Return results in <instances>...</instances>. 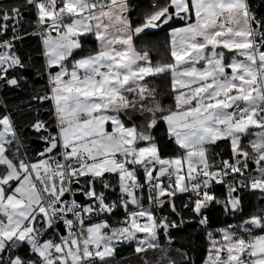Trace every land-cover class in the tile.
I'll return each instance as SVG.
<instances>
[{"label": "snow or ice", "instance_id": "6c2138e0", "mask_svg": "<svg viewBox=\"0 0 264 264\" xmlns=\"http://www.w3.org/2000/svg\"><path fill=\"white\" fill-rule=\"evenodd\" d=\"M22 9L34 17L47 76L32 99L50 105L54 124L30 122L43 149L22 154L13 113L0 109V264H113L130 242L138 264H189L172 248L180 225L158 215L181 214L178 194L205 227L210 203L235 215L242 190L264 202V18L249 0H153L138 20L129 0L0 4V84L11 88L28 67L15 47ZM164 28L166 53L154 61L159 49L144 38ZM87 36L96 47L86 52ZM155 77L170 79L167 107L148 83ZM161 122L174 155L162 156L151 134ZM220 141L231 155L210 161L208 147ZM207 239L203 264H264V214Z\"/></svg>", "mask_w": 264, "mask_h": 264}, {"label": "trees", "instance_id": "16d2710c", "mask_svg": "<svg viewBox=\"0 0 264 264\" xmlns=\"http://www.w3.org/2000/svg\"><path fill=\"white\" fill-rule=\"evenodd\" d=\"M153 0H129V5L131 9V18L133 20H138L145 11H150V5ZM162 2V0H161ZM22 3V0H0V4L11 5ZM249 4L252 10L257 14L258 18H264V0H249ZM21 16V28L19 35L22 37L21 40L16 41L15 47L18 54L21 56L23 61L28 65L29 68L33 70L34 75H40L43 72L44 60L42 56V48L40 44L39 37L31 34L34 29V17L32 14L22 9ZM180 21L171 25L176 27L180 25ZM167 32L168 29L164 28L158 30L151 37L144 38L145 41L149 42L150 45H156L159 51L153 49L152 56L153 60L156 61L161 58V54L166 53L165 45L167 43ZM9 36L11 32L9 31ZM94 42V38L87 36L83 39L85 51L94 49L91 47L90 43ZM142 44V42H138ZM19 75H23L25 80L21 81L20 88L6 87L2 91V97L4 106H7L9 110L12 111L16 123L21 132V140L23 141L25 148L29 155L34 156L36 151L42 150L43 146L35 147L30 139L32 137H37L30 128L26 130L25 128L30 122H34L36 119H42L48 122L49 125L54 124L52 119V114L49 109L50 105L45 103L39 105L32 96L38 91H44L45 85L47 83V76L40 75L41 78L37 81L33 80V76H27L21 70ZM148 83L151 87L157 90L158 98L167 107L172 103V98L170 96V79L169 78H148ZM0 109L2 107L0 106ZM47 111L45 116H42L44 111ZM123 119L130 125L131 120L126 116ZM151 134L155 138V142L159 146V150L162 156H171L175 154L176 146L168 138L167 127L164 123H159L157 127L151 130ZM245 144L247 140L244 141ZM231 155L230 146L227 142H217L215 145H210L208 147V157L210 161H219V159H227ZM141 173V179H142ZM99 190V186H98ZM217 197L223 198L225 195V189L216 185L213 189ZM240 195L243 197V212L236 213L233 215L231 212L225 213L222 204L210 203L209 206L202 210L203 216L208 218V226L205 227L199 223L201 217L195 216L190 211L184 209L183 205L188 201V194H178L175 199V204L177 211L181 213L177 215L171 212L170 207H165L162 211L163 216H168L170 220H174L178 225V228H173L170 230L171 237L174 241L172 246H175L187 253L189 264H203V261L207 255V249L209 247V241L207 239V232L220 227H225L226 225H237L252 214H264L259 213V207L263 206L264 202H260L259 193H251L246 190H242ZM110 198H115L114 195ZM118 218V217H117ZM183 221V222H182ZM164 239L161 243H165ZM131 247L127 244L120 246L115 254V260L113 264H121V260L133 254V249L135 247L134 242H130ZM27 252L25 248L22 252Z\"/></svg>", "mask_w": 264, "mask_h": 264}, {"label": "water", "instance_id": "95a60500", "mask_svg": "<svg viewBox=\"0 0 264 264\" xmlns=\"http://www.w3.org/2000/svg\"><path fill=\"white\" fill-rule=\"evenodd\" d=\"M23 72H24V74H26L27 76H33V70H32V68L26 67L25 69H23ZM40 78H41L40 75H34V76H33V80H34V81H37V80H39ZM46 113H47V111L45 110V111L42 113V116H45ZM135 115L139 117V116H140V113L136 112ZM127 118H128V117H127ZM128 119H129V118H128ZM142 119H143V118L141 117V120H142ZM134 122H135V121H132V123H134ZM108 127H109V130H110V126H108ZM25 129L28 130L29 128L26 127ZM30 141H31V143H32L35 147L43 146V142H42L41 140H39L37 137H32V138L30 139ZM77 198H78L80 201H83V196H79V195H78Z\"/></svg>", "mask_w": 264, "mask_h": 264}, {"label": "crops", "instance_id": "0c3cea01", "mask_svg": "<svg viewBox=\"0 0 264 264\" xmlns=\"http://www.w3.org/2000/svg\"><path fill=\"white\" fill-rule=\"evenodd\" d=\"M91 37L94 38V36H91ZM90 45H91V47H93V46H94V48L96 47L95 38H94V42H91ZM41 48H42V46H41ZM42 56H43V55H42ZM43 60H44V57H43ZM137 112L139 113V111H137ZM131 122H132V121H131ZM129 126H131V124H130ZM263 206H264V204H263ZM172 248H173V250H175V249H179V248H177V247H175V246H172ZM180 250H181V249H180ZM181 251L184 252L183 250H181ZM173 254L175 255V257H176L177 260H180V259H181L180 256H179L178 254H176L175 252H174ZM121 264H138V258L135 257V256H134V253H133V254L127 256V257H124V258L121 260Z\"/></svg>", "mask_w": 264, "mask_h": 264}, {"label": "built area", "instance_id": "2783aa9c", "mask_svg": "<svg viewBox=\"0 0 264 264\" xmlns=\"http://www.w3.org/2000/svg\"><path fill=\"white\" fill-rule=\"evenodd\" d=\"M18 32L20 31V28H21V20H20V22H19V24H18ZM34 31V29L32 30V32ZM31 32V33H32ZM38 37V36H37ZM18 53V52H17ZM7 86H5V85H3V84H0V106L3 108L4 107V102H3V97H2V91L6 88ZM23 142V141H22ZM23 145H24V143H23ZM25 145H24V147L21 149V153L23 154V152L25 151ZM166 182V181H165ZM84 199V198H83ZM122 215H123V212H122V210L121 211H119V212H117L116 213V217H122ZM158 215H160V216H163L162 215V213L159 211L158 212Z\"/></svg>", "mask_w": 264, "mask_h": 264}, {"label": "bare ground", "instance_id": "6f19581e", "mask_svg": "<svg viewBox=\"0 0 264 264\" xmlns=\"http://www.w3.org/2000/svg\"><path fill=\"white\" fill-rule=\"evenodd\" d=\"M42 120V119H41Z\"/></svg>", "mask_w": 264, "mask_h": 264}, {"label": "rangeland", "instance_id": "374dc122", "mask_svg": "<svg viewBox=\"0 0 264 264\" xmlns=\"http://www.w3.org/2000/svg\"><path fill=\"white\" fill-rule=\"evenodd\" d=\"M135 244V243H134Z\"/></svg>", "mask_w": 264, "mask_h": 264}]
</instances>
